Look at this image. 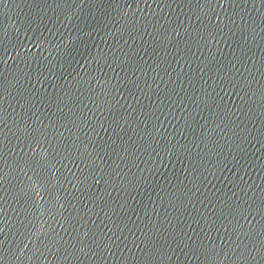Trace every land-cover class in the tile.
<instances>
[{
  "label": "water",
  "instance_id": "95a60500",
  "mask_svg": "<svg viewBox=\"0 0 264 264\" xmlns=\"http://www.w3.org/2000/svg\"><path fill=\"white\" fill-rule=\"evenodd\" d=\"M0 264H264V0H0Z\"/></svg>",
  "mask_w": 264,
  "mask_h": 264
}]
</instances>
